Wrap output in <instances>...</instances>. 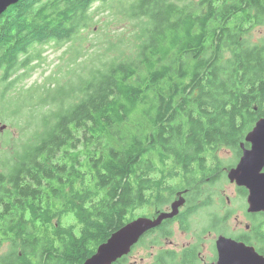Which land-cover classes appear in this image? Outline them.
I'll return each instance as SVG.
<instances>
[{
  "label": "trees",
  "instance_id": "trees-1",
  "mask_svg": "<svg viewBox=\"0 0 264 264\" xmlns=\"http://www.w3.org/2000/svg\"><path fill=\"white\" fill-rule=\"evenodd\" d=\"M108 1L20 0L0 15V113L38 119L0 166V264H83L152 186L203 183L210 162L217 178V151L240 157L264 117V42L248 39L264 0H137L134 53L70 87L19 86L39 45L76 40Z\"/></svg>",
  "mask_w": 264,
  "mask_h": 264
},
{
  "label": "rangeland",
  "instance_id": "rangeland-1",
  "mask_svg": "<svg viewBox=\"0 0 264 264\" xmlns=\"http://www.w3.org/2000/svg\"><path fill=\"white\" fill-rule=\"evenodd\" d=\"M135 1L137 0H109L106 3H95L91 9L93 22L76 40L63 45L50 43L38 46L42 56L32 63L30 75L19 86L33 87V85L57 83L70 87L81 77H86L92 69L105 68L112 60L121 59L123 54L134 53L140 22L130 15L131 5ZM248 39L252 43L264 42V21L259 22L248 33ZM2 88H4L3 83ZM1 107L0 102V109ZM29 111L30 109L24 108L14 119H9L0 113V166L4 158H9L13 154L16 141L25 139L30 133L35 132L38 119L30 116ZM3 125L5 128L1 130ZM217 155L225 167L230 168L235 167L240 159L239 155L229 147L221 148L217 151ZM235 188V183L230 182L227 176L216 181L219 200L214 201L212 210L215 212L212 215L218 217L228 215L227 223L230 227H241L244 223H252V221L247 212V195L235 191ZM228 197L230 202H227ZM228 209L231 210L227 211ZM147 210L148 208L137 210L136 216L147 213ZM212 215L200 207L199 219L209 218ZM74 219L71 214L67 225L73 224ZM8 248L9 243L6 242L0 247V253L7 251Z\"/></svg>",
  "mask_w": 264,
  "mask_h": 264
},
{
  "label": "flooded vegetation",
  "instance_id": "flooded-vegetation-1",
  "mask_svg": "<svg viewBox=\"0 0 264 264\" xmlns=\"http://www.w3.org/2000/svg\"><path fill=\"white\" fill-rule=\"evenodd\" d=\"M198 166L200 163L196 161L195 173L201 174V168ZM218 166L220 175L214 178L209 170L216 167V164L213 165L212 162L208 164L205 170L209 177L203 183H197L198 181L195 180L191 185H180L178 182L182 177L178 176L169 180L171 186L161 185V183L152 186L147 191L150 202L135 210L136 212L139 209L148 208L147 213L136 216L134 212L127 222L140 216L154 219L162 212H170L173 203L181 197L185 198L184 204L180 206L176 215L164 219L160 225L148 230L127 254L122 255L112 264H223L224 261L227 264H233L237 260L229 256L223 257L220 252L221 247L228 248L230 244V241L225 239L242 242L244 246L245 244L254 246L257 252L264 256V217L259 215L264 212L250 213L247 208L248 217L252 223H244L241 227H230L227 223L228 215L221 217L212 215L215 212L212 210L214 201L219 200L216 181L227 176L232 182L229 179L231 168L225 167L222 160ZM162 176L164 180V169L152 175L154 180ZM172 182L175 184L172 185ZM232 183H235V191L248 197V190L245 193L244 186L236 182ZM152 188H157V190L153 191ZM173 189L175 191L171 192ZM227 202H230L229 197ZM200 207L212 216L199 219ZM229 210L231 209L227 211ZM257 224H261V230L256 229ZM94 253L89 255L85 261Z\"/></svg>",
  "mask_w": 264,
  "mask_h": 264
},
{
  "label": "water",
  "instance_id": "water-1",
  "mask_svg": "<svg viewBox=\"0 0 264 264\" xmlns=\"http://www.w3.org/2000/svg\"><path fill=\"white\" fill-rule=\"evenodd\" d=\"M19 1L0 0V15L11 4ZM4 128L5 125L1 127V130ZM246 144H249V146ZM240 147L242 155L237 165L231 168L229 179L248 190L247 201L250 213L264 212V117L256 122ZM184 202V197L179 198L173 203L172 211L162 212L157 218L140 216L129 221L113 232L105 242L101 243L97 251L84 264H112L119 257L127 254L148 230L160 225L164 219L176 215ZM225 240L230 241V244L228 248L221 247L220 252L223 257L229 256L233 260H237L233 264H264V256L259 254L254 246H247L246 244L244 246L242 242ZM223 264L227 263L224 261Z\"/></svg>",
  "mask_w": 264,
  "mask_h": 264
},
{
  "label": "bare ground",
  "instance_id": "bare-ground-1",
  "mask_svg": "<svg viewBox=\"0 0 264 264\" xmlns=\"http://www.w3.org/2000/svg\"><path fill=\"white\" fill-rule=\"evenodd\" d=\"M11 5H14V4H11ZM5 11H6V10H5ZM5 11H4V12H5ZM4 12H3V13H4ZM3 13H2V14H3ZM2 14H1V15H2Z\"/></svg>",
  "mask_w": 264,
  "mask_h": 264
}]
</instances>
